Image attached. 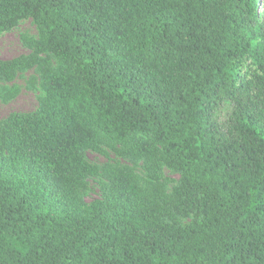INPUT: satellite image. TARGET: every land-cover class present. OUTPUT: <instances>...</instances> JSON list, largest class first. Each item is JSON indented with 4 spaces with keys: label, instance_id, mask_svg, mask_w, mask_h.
<instances>
[{
    "label": "trees",
    "instance_id": "trees-1",
    "mask_svg": "<svg viewBox=\"0 0 264 264\" xmlns=\"http://www.w3.org/2000/svg\"><path fill=\"white\" fill-rule=\"evenodd\" d=\"M25 18L0 100L33 70L39 106L0 119V264H264V0H0V35Z\"/></svg>",
    "mask_w": 264,
    "mask_h": 264
},
{
    "label": "rangeland",
    "instance_id": "rangeland-1",
    "mask_svg": "<svg viewBox=\"0 0 264 264\" xmlns=\"http://www.w3.org/2000/svg\"><path fill=\"white\" fill-rule=\"evenodd\" d=\"M22 34L38 38V30L33 19H22L16 26L7 31H4L0 35V60H8L18 55H25L30 52V50L21 41ZM33 74H35L33 70H28L20 73L17 76L16 83L20 85V93L9 102L4 103L0 100V119L7 117L12 112H29L34 111L38 108L39 103L37 95L40 89L36 88V90H34L27 86L28 79ZM227 107L229 106L225 104L218 110L221 118L227 116ZM85 156L88 161L96 163L98 165L103 164L108 159L107 156L92 150H87L85 152ZM110 156L113 157V154H110ZM121 161L126 162V160L123 158H121ZM164 174L166 178L171 179L174 182L179 178V173L172 172L168 168H165ZM89 182L91 185L95 186V191H92L85 197L86 201H90L93 198L98 197L99 195L97 193L98 187L96 186L94 181L89 180ZM184 221L188 222L189 219H185Z\"/></svg>",
    "mask_w": 264,
    "mask_h": 264
}]
</instances>
